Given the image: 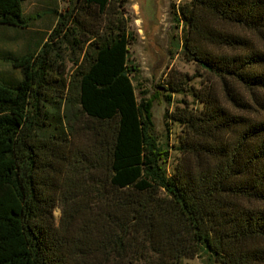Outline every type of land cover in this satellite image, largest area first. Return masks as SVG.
I'll return each instance as SVG.
<instances>
[{
  "label": "trees",
  "instance_id": "1",
  "mask_svg": "<svg viewBox=\"0 0 264 264\" xmlns=\"http://www.w3.org/2000/svg\"><path fill=\"white\" fill-rule=\"evenodd\" d=\"M23 1L0 0V264H178L203 250L264 264V0L171 2L195 65L169 64L156 85L168 103L182 95L164 113L182 127L171 173L133 83L130 0H75L44 29Z\"/></svg>",
  "mask_w": 264,
  "mask_h": 264
},
{
  "label": "rangeland",
  "instance_id": "2",
  "mask_svg": "<svg viewBox=\"0 0 264 264\" xmlns=\"http://www.w3.org/2000/svg\"><path fill=\"white\" fill-rule=\"evenodd\" d=\"M74 1L24 0L22 4L23 16L34 29H44L51 23L55 10H65ZM163 1L164 19L160 28L157 32L151 33L148 38H144L137 19L135 2L130 0L129 16L134 39L129 45V58L137 66V70L132 76L138 99L142 97V90L146 91L144 95L148 101L147 115L150 120V135L159 149V160L168 173H171L181 157L178 146L182 127L177 122L167 125L164 113L167 107L174 109L176 104L180 102L182 95L175 93L172 103H168L164 98V93L156 85L169 64L176 65L190 73L195 72V65L183 56L178 44L180 28H176L171 19L170 4L179 0ZM174 35H177V38ZM22 40L18 39L12 46L21 49ZM0 47L3 46L0 45ZM8 68L2 57H0V70H7ZM188 99L191 102L194 100L192 96H189ZM55 214L57 217L60 215L59 208L55 209ZM178 264H220V262L209 252L203 250L199 256L185 257Z\"/></svg>",
  "mask_w": 264,
  "mask_h": 264
},
{
  "label": "water",
  "instance_id": "3",
  "mask_svg": "<svg viewBox=\"0 0 264 264\" xmlns=\"http://www.w3.org/2000/svg\"><path fill=\"white\" fill-rule=\"evenodd\" d=\"M137 7V19L143 37L148 38L151 33L157 32L164 19L163 0H134Z\"/></svg>",
  "mask_w": 264,
  "mask_h": 264
},
{
  "label": "bare ground",
  "instance_id": "4",
  "mask_svg": "<svg viewBox=\"0 0 264 264\" xmlns=\"http://www.w3.org/2000/svg\"><path fill=\"white\" fill-rule=\"evenodd\" d=\"M136 7V6H135ZM137 8V7H136Z\"/></svg>",
  "mask_w": 264,
  "mask_h": 264
}]
</instances>
